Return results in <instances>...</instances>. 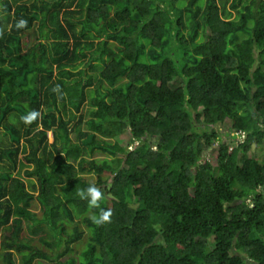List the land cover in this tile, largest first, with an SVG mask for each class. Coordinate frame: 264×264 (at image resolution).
I'll use <instances>...</instances> for the list:
<instances>
[{
    "label": "trees",
    "instance_id": "obj_1",
    "mask_svg": "<svg viewBox=\"0 0 264 264\" xmlns=\"http://www.w3.org/2000/svg\"><path fill=\"white\" fill-rule=\"evenodd\" d=\"M0 30V264H264V0H0Z\"/></svg>",
    "mask_w": 264,
    "mask_h": 264
},
{
    "label": "clouds",
    "instance_id": "obj_2",
    "mask_svg": "<svg viewBox=\"0 0 264 264\" xmlns=\"http://www.w3.org/2000/svg\"><path fill=\"white\" fill-rule=\"evenodd\" d=\"M27 27V20L21 18L16 23L17 29H23ZM3 35V31L0 30V36ZM52 92L57 95L58 100H62L66 97V93L62 90L61 85L56 84L52 88ZM40 117V112L38 110H31L27 115H22L20 120L25 125H31L33 122L37 121ZM243 134L245 137L240 139L239 135ZM246 138V134L242 131H238V140L243 142ZM76 195L81 199L87 202L88 207L92 209H99L98 214H94L89 217V219L96 225L100 226L105 223L111 222V217L113 215L112 209H105L101 207V201L104 200V192L95 184H88L85 188H78L76 190Z\"/></svg>",
    "mask_w": 264,
    "mask_h": 264
},
{
    "label": "rangeland",
    "instance_id": "obj_3",
    "mask_svg": "<svg viewBox=\"0 0 264 264\" xmlns=\"http://www.w3.org/2000/svg\"><path fill=\"white\" fill-rule=\"evenodd\" d=\"M231 12H232V17H234V16H235V12L232 11V10H231ZM217 127H219L221 133L223 134V138H224L225 136L229 135L230 133H232V129H231V125H230V123H227V124H225V125H222V124H221V125H218ZM239 137H240V139H243L245 136H244L243 134H240ZM49 138H50V140L52 139V134H51V133H49ZM124 138H125V137H124ZM237 138H238V136H237ZM125 142H126V140H125ZM214 147H215V146H213L210 150H208V151L205 153L203 159H204V160H205V159H209V160L211 159L212 162L215 164V163H216V160H215V158L212 157V155H211V150H212ZM252 153H253V156L256 157L258 160H262V159L264 158V145H253ZM39 262H41V261H40V260H37V261L35 262V264H38Z\"/></svg>",
    "mask_w": 264,
    "mask_h": 264
}]
</instances>
